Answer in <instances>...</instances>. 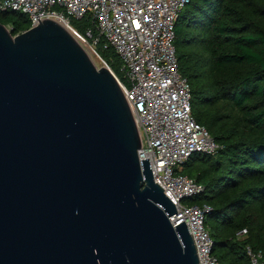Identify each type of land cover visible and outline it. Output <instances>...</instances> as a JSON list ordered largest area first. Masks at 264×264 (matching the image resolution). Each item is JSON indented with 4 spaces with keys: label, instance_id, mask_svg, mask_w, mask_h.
<instances>
[{
    "label": "water",
    "instance_id": "1",
    "mask_svg": "<svg viewBox=\"0 0 264 264\" xmlns=\"http://www.w3.org/2000/svg\"><path fill=\"white\" fill-rule=\"evenodd\" d=\"M139 148L83 42L54 20L0 23V264H198Z\"/></svg>",
    "mask_w": 264,
    "mask_h": 264
},
{
    "label": "trees",
    "instance_id": "2",
    "mask_svg": "<svg viewBox=\"0 0 264 264\" xmlns=\"http://www.w3.org/2000/svg\"><path fill=\"white\" fill-rule=\"evenodd\" d=\"M0 23L13 36L29 28L24 15L9 11ZM70 26L82 35L93 22ZM175 33L192 117L219 146L186 162L182 173L204 191L184 203L211 208L205 225L221 264H249L246 245L264 252V0H188ZM95 50L120 75L119 58L101 38Z\"/></svg>",
    "mask_w": 264,
    "mask_h": 264
},
{
    "label": "built area",
    "instance_id": "3",
    "mask_svg": "<svg viewBox=\"0 0 264 264\" xmlns=\"http://www.w3.org/2000/svg\"><path fill=\"white\" fill-rule=\"evenodd\" d=\"M187 3L188 0H0V12L24 15L28 29L44 19L54 20L64 24L85 45L90 44L102 66L115 78L130 108L140 138L139 161L148 159L154 182L175 206L176 213L169 221L174 227L184 222L198 264H221L212 254L213 241L205 225L211 208L184 203L204 191L201 183L182 173L186 162L194 154L211 156L219 149L207 130L193 119L190 86L179 72L175 22ZM85 17L93 22V28L87 27L80 35L70 23ZM97 38L119 58L120 75L96 52ZM245 234L243 229L236 235ZM245 252L249 264H264L261 250L246 245Z\"/></svg>",
    "mask_w": 264,
    "mask_h": 264
},
{
    "label": "rangeland",
    "instance_id": "4",
    "mask_svg": "<svg viewBox=\"0 0 264 264\" xmlns=\"http://www.w3.org/2000/svg\"><path fill=\"white\" fill-rule=\"evenodd\" d=\"M6 28H7V30H11V28L9 26H6ZM89 46H90V44H88L87 48L89 49V51H90V53H91L96 65L98 66V68L102 67V63H101L100 59L93 53L92 49ZM242 238L243 237H241V239Z\"/></svg>",
    "mask_w": 264,
    "mask_h": 264
},
{
    "label": "bare ground",
    "instance_id": "5",
    "mask_svg": "<svg viewBox=\"0 0 264 264\" xmlns=\"http://www.w3.org/2000/svg\"><path fill=\"white\" fill-rule=\"evenodd\" d=\"M65 28H66V26L64 25V24H62ZM67 29V28H66ZM67 30H69V29H67ZM70 31V30H69Z\"/></svg>",
    "mask_w": 264,
    "mask_h": 264
}]
</instances>
